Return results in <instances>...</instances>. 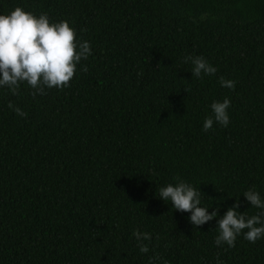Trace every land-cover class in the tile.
<instances>
[{
	"label": "trees",
	"instance_id": "16d2710c",
	"mask_svg": "<svg viewBox=\"0 0 264 264\" xmlns=\"http://www.w3.org/2000/svg\"><path fill=\"white\" fill-rule=\"evenodd\" d=\"M16 7L68 21L91 55L63 90L0 87V264H264V237L215 244L237 200L261 211L245 191L264 200V0H0V15ZM225 98L229 125L205 132ZM173 177L217 218L194 227L160 199Z\"/></svg>",
	"mask_w": 264,
	"mask_h": 264
},
{
	"label": "clouds",
	"instance_id": "9594fccd",
	"mask_svg": "<svg viewBox=\"0 0 264 264\" xmlns=\"http://www.w3.org/2000/svg\"><path fill=\"white\" fill-rule=\"evenodd\" d=\"M91 55V46L87 41H78L77 34L68 21L50 23L46 13L37 17L31 12H26L21 7H16L8 15H0V87H7L13 95L19 94L20 84L26 82L32 91L33 97L37 94L46 95L45 88L63 90L70 86L71 80L77 71V64L87 60ZM193 65L191 73L196 78L204 75H215L217 69L209 64L202 56H186L184 62ZM87 72L88 68L83 67ZM222 87L235 88V81L220 77ZM186 91V90H185ZM231 101L225 98L222 102L211 104L213 116L206 117L203 130L212 129L214 122L223 127L230 123L228 109ZM9 108L18 115L26 116L21 109L9 103ZM175 185L169 183L159 189L160 199L170 201L175 211L189 212L190 223L194 227L203 226L216 219L219 209L209 213L208 208L201 206V191L191 184L184 182L179 177H173ZM243 196L251 207L260 209L256 215L246 217L236 201L224 215L218 219V235L215 244H226L235 247L237 237L243 232L244 239L250 243L264 237V200L260 194L249 189ZM259 225V226H257ZM247 229L246 232L243 230ZM133 236L138 243L141 253H147L149 246L143 241H150L151 234L135 230ZM159 237H157L158 239ZM153 259H159L154 257ZM217 264H223L217 258Z\"/></svg>",
	"mask_w": 264,
	"mask_h": 264
}]
</instances>
